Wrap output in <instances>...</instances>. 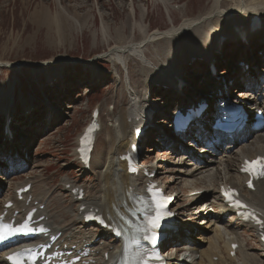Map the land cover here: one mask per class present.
Wrapping results in <instances>:
<instances>
[{"label":"rangeland","instance_id":"374dc122","mask_svg":"<svg viewBox=\"0 0 264 264\" xmlns=\"http://www.w3.org/2000/svg\"><path fill=\"white\" fill-rule=\"evenodd\" d=\"M60 1L0 0V203L5 195L12 194L18 183L35 175L32 183L34 192L39 195L43 188L47 190L46 203L49 211L55 215L56 227H69L73 221L75 205L65 184H79L91 191L99 188L98 169H82L74 156L76 139L87 123L92 108L99 107L100 119L104 123L95 143L94 166L95 157L104 160L109 149L106 126L112 123L118 109L127 103L131 91L136 89L138 93L143 94L145 91L146 94L147 84L149 100L158 110H153L155 124L151 125L142 141L141 162H153L156 172L165 171L157 173L160 178L155 175L157 180H163L167 192L177 190L180 193L176 192L179 196L175 204L187 208L185 215L189 214L187 216L192 218L196 228H199L196 226L198 220L203 219V223L198 225L204 230L203 227L213 216L192 217L194 214L189 210L199 212L203 207L195 208L196 204L188 201L187 194L193 187H210L209 180L195 175L197 171L190 175V166H180L177 155L182 150L173 153L169 151V142L165 145L156 132L161 125L159 121H166L171 109L178 104L176 102L185 100V95L181 91L177 93L165 83L157 82V77L150 73L147 75L148 80L143 83L142 58L150 62L149 70L152 72L156 67L169 62L176 69L179 67L175 71L184 80L185 93L194 94L196 90L191 88L194 86L197 91L201 90L198 93L200 97L214 96L213 88L233 76L235 82L231 85V96L239 97L242 91L255 90L261 80L258 75L264 76V27L253 33L250 44L225 35L221 36L219 46L213 47V50L205 38L199 40L196 37L195 44L202 48V52L211 50L217 60L221 58L217 62L219 72L208 77V80L207 58L188 56L183 52L185 33L173 36L169 40L171 44L164 39L147 43L141 56L127 51L124 59L115 58L112 61L106 55L117 44L140 40L145 30V34L150 35L152 32L177 27L189 18L193 19L210 9L213 0H62L67 12L88 15L86 21L79 22L71 21L65 15L62 29L57 24L50 26L38 22L31 14L41 4L55 10L60 7ZM237 2L222 0L220 7L229 9ZM246 2L249 3L246 4L249 9L258 8L256 12L264 4V0ZM237 12L234 18L227 20L215 17L211 24L221 25V28L232 19V26L237 27L240 23L244 26L248 14ZM123 23L126 31L121 27ZM211 24H203L209 34H212L209 28ZM117 28L122 31L121 41L117 38ZM176 43H180L179 47ZM166 44H170L169 54L161 50ZM239 58L245 59L246 70L253 74L248 81L238 77L236 69L240 66ZM4 62L7 65L2 64ZM208 111V114L215 112L211 101ZM7 120L8 128L5 129ZM211 202L216 204L214 198ZM192 205L193 209L190 207ZM211 210L216 212L214 208ZM237 230L243 243L251 247L250 251L260 254L259 242L253 231L250 228ZM97 236L98 239L103 237ZM105 240L109 241V237ZM195 241L199 242L202 249H206V244L200 240ZM164 248L165 254L171 253L168 246ZM220 248L223 249L222 245ZM221 254L225 256V250ZM198 255L194 253L191 258ZM213 260L219 263L217 257H213ZM238 262L239 257L234 264ZM261 264H264V257H261Z\"/></svg>","mask_w":264,"mask_h":264},{"label":"bare ground","instance_id":"6f19581e","mask_svg":"<svg viewBox=\"0 0 264 264\" xmlns=\"http://www.w3.org/2000/svg\"><path fill=\"white\" fill-rule=\"evenodd\" d=\"M221 2L222 0H213V4L210 9H208L204 13L197 15L193 19L189 18L185 20L177 27H173L165 31L152 32L150 35L145 34V30L144 35L140 40L129 41L123 45L117 44L114 46V48L107 52L106 56L109 57L112 61H114L115 58L124 59L125 53L127 51H133L141 56L147 43L155 42L158 39H164V41H166L167 43L177 33H185L183 52L188 56H204L205 58H207L206 60L211 63L214 59L213 51L210 50L202 52V48L196 46L195 38L197 37L199 38V40L205 38L209 42L210 48L213 50V47H217L219 38L221 36L230 35L229 37H236V27L232 26V19L227 22V25L220 28L221 25L215 26L212 25L213 23L211 24V20L213 18H222V20H227L231 17L234 18L235 13H238L237 11H244V13L248 14L249 18L245 20V22L247 23L243 27H238V35L246 43L251 40V37L254 33L249 29L250 20L254 15L259 16L260 24L258 23V25L264 27V4L262 5L260 11L256 12L258 8L252 9L251 7L249 9V7L246 5L249 3H247L246 0H238V2L229 9H221ZM60 3V7L58 6L59 8L55 10H52L50 6L41 4L39 7H36L31 12V14L36 21L49 24L50 26L57 24L58 27H61V29L65 15L71 21H86L88 15L81 16L79 13L67 12L62 5V0L60 1ZM253 11L254 13H251ZM203 24H211L209 25V28L212 34H209V32L204 29ZM123 25L125 26V24L123 23L121 27L124 31H126ZM238 25L242 24L240 23ZM116 34L118 40H123L122 31L119 30V28L116 29ZM133 35L134 33H132L131 37H133ZM169 45L166 44L165 47H162L161 50L164 52V54L170 53V49L168 47ZM179 45L180 43H176L177 47H179ZM143 59L144 58H142V73L145 77L144 80H142L143 83L148 80L147 75L150 73L151 75L157 77V82L165 83L172 87L175 91L179 92V89H181L179 84L183 82L181 79H178V81L176 80V78L181 77L180 73L178 71H175L180 69L179 67H177L178 69H176V67H174V65L169 62L162 65L161 67H156L152 72L149 70L151 65L150 62ZM4 64L7 63L4 62ZM236 71L239 72V75L243 78V80H249L253 77V75L250 72L246 71L243 67L237 68ZM262 71L264 72V68L262 69ZM166 72L169 73L166 74ZM174 74H177L175 78ZM258 76H262V74H259ZM208 77H210V75H207V79L209 80ZM147 86L148 85L146 84V94L145 91L143 94H141L140 92L138 93L136 89H133L129 94L130 97L127 103L118 109V113L117 115H115V118L113 117L114 120L112 121V123L106 126L109 137V149L104 160L101 157H98L97 160V156L95 157L96 164L94 163L95 165L93 166V155L95 153L94 146L89 166L91 171H93L92 169L94 168L98 169L99 188L97 190L95 189L94 191H91L86 190L83 186H80L79 188H82L85 192L81 200L77 199L78 193H70L72 195V202L75 205V208L73 209L72 214L73 221L69 227H56L54 219L55 215L51 211H49L46 203V200L48 199L46 197V194L48 193L46 189L43 188L42 192L37 195L34 192V185H32L30 191L28 192V194H32V206H34L33 203L35 201H38L36 205L37 207L45 204L44 208L40 209L37 215H45V217L47 218V222L53 231H62L61 238H64V242L70 241L74 244L77 242L85 243L91 249L92 258L95 261L92 264H110L114 260H116L117 256L120 255V240L113 238L107 230H99V228L95 227L94 225H87L83 223V213L85 210L80 211V209L83 205L88 207L93 206L94 208L99 209V212H102L104 215H110L111 217L116 218V215L118 213L128 214V208L131 207L130 198L137 193H141V186L139 181L143 182L145 178L141 175H139L138 177L129 175L126 172L127 163L122 159V155L129 151L132 144L134 143L139 144L140 148L142 149L141 140H137L135 138L134 129L138 126H144L148 124L150 125V123L152 122V116L150 113H147V108L151 107L155 109V107H153L151 100H149V90ZM191 88L193 90H196V92H194V94L184 93L186 99L183 101L185 102H182L180 104L183 105L191 101L192 95L194 97H200L198 96V93L201 92V90L197 91V88L194 86H191ZM213 91H217V88H213ZM242 92H240L239 97L242 99L241 102L243 104H254L257 102V96L252 94L250 90L247 89ZM204 97L205 95L203 96V98ZM249 107H251V105H249ZM155 110L157 111L158 108H156ZM159 122L161 123V125L158 124L159 130L157 132V137H160V141H163L165 145L166 142H169V151L172 150V153L178 151V145L182 143L181 139L167 131V129L165 128L166 125L163 121ZM103 124L104 123L100 119L99 131L97 132V134H99L103 130ZM209 134L210 130H208L206 123L204 122L203 127L199 128L198 134L192 136H194L193 140L197 139L196 141L200 142L204 135L208 137ZM253 137L254 139H248L245 146L237 148L233 146V143L238 144V139L225 142V146L223 149L226 153H222V155L219 156H216L219 153L218 144H215L214 147L210 148L207 147V144L198 146L196 148L193 147L194 143L191 144L192 146L189 144V146H184V144L183 146H180L182 151L177 155V159H180V162H178L180 166H190L191 170L190 172H188L190 173V175L193 174V172L197 171L195 175H199V177L202 179L207 178L209 180L208 184L210 187H193L190 189L189 194H187L188 201L198 202L196 207H203L201 211L195 212L196 215L199 214L200 217L205 218V216H203L204 213L210 212V210L208 209L210 203L207 204V201H202V199L205 197V194L199 191L200 189L206 188L205 192L209 191L215 200V206L219 209L218 213L220 214V217L224 216L225 214H230L228 225L232 224V221L234 223H239L234 218V211L222 204L221 197L219 195V186L221 184H227L232 187L238 188L240 190L241 196L264 215V179L257 181L255 183V190L252 191L245 188L244 182L246 180V177L243 174L239 173V164H241L245 159H251L258 154L264 153V131H254ZM196 149H198V151H196ZM169 151L167 150L166 152L169 153ZM213 162H215V164H212ZM144 166L148 168L149 172H152L155 170L153 166L155 167L156 165L153 162L148 164L144 163L142 164L141 169ZM81 167L83 169L84 165L82 164ZM163 172L165 171L163 170L160 172L158 170L155 175L158 177L157 173ZM155 175L154 180H157ZM34 177L35 175L28 176L22 182L18 183L14 189L22 187L28 182L33 183ZM159 181L163 183V180L159 179ZM163 186L165 187L164 183ZM1 188L2 186L0 187V189ZM175 192H177V190ZM179 194H177V196H179ZM6 197L7 195L3 197L4 200L0 205V211L3 208V203L10 198ZM12 198H14L15 203L18 207L25 206V200H16L15 193H13ZM175 205L174 209L176 210L177 215L184 214V210H186V207L184 205ZM185 220L189 222V225L188 223H186V226H184L175 222L174 225L178 228V231L170 230V239L164 244L167 245L168 243L179 242V244L169 246L175 250V253L167 252V258L170 264H234L237 257H239L238 264H247L246 262H249L250 264H261L260 258L262 256L264 257V248L262 247V244H260L259 247L262 253L257 254L251 252V248L247 247L246 243H243L244 241L241 240L240 235L236 230V226H238V224L234 227L233 225L228 227L227 225L217 224L210 221L209 224L207 223L205 227H203L204 230H201L200 225L203 223V221L202 219H200L198 221V224L200 223V225L196 224V226L199 228L192 230V222L189 219ZM196 230L198 231L197 233ZM205 230L208 232H205ZM88 231H91L92 233ZM193 234L196 235L194 236ZM203 234L204 236H201ZM97 235H102L103 237L98 239ZM106 237H109V241L105 240ZM193 238H195V240H200V242L206 244V249H199L196 242L190 243V241H193ZM231 243L238 244V248L235 251V256H231L229 254ZM220 245H222L223 247L222 250H225V256L221 254L222 250L220 248ZM183 252L184 254H193L194 252H196L199 255L196 260L192 259L190 262L185 263V260L180 259V254H182ZM105 254H107V258L105 257ZM213 257H217V261H219V263H214ZM0 264H6L1 254Z\"/></svg>","mask_w":264,"mask_h":264},{"label":"snow or ice","instance_id":"6c2138e0","mask_svg":"<svg viewBox=\"0 0 264 264\" xmlns=\"http://www.w3.org/2000/svg\"><path fill=\"white\" fill-rule=\"evenodd\" d=\"M246 167L243 169L244 171H251L254 174H258L260 176H264V161H255V162H246ZM249 186L251 187V183L249 182ZM226 196L230 197V193H225ZM237 204L239 202L237 201ZM164 207L163 203H157V208L162 209ZM163 218V215H157L150 219L149 223L151 224L152 229H155L159 227V221ZM32 231L31 228H28L27 224L23 225L20 229H17V231ZM40 231H44V229H40ZM12 231L7 227L4 226L3 228H0V240L5 239L8 235H11ZM147 238V237H146ZM20 253H15L13 256H10V260H14L15 264H20Z\"/></svg>","mask_w":264,"mask_h":264}]
</instances>
